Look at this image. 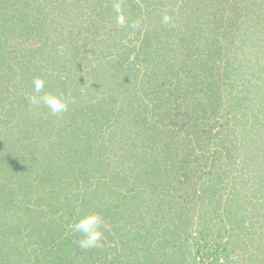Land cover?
I'll return each mask as SVG.
<instances>
[{
  "label": "trees",
  "instance_id": "16d2710c",
  "mask_svg": "<svg viewBox=\"0 0 264 264\" xmlns=\"http://www.w3.org/2000/svg\"><path fill=\"white\" fill-rule=\"evenodd\" d=\"M80 1L0 0V264H264V0ZM142 17L149 34L122 46L119 19ZM37 77L66 112L29 101ZM98 205L115 226L106 252L60 224Z\"/></svg>",
  "mask_w": 264,
  "mask_h": 264
},
{
  "label": "rangeland",
  "instance_id": "374dc122",
  "mask_svg": "<svg viewBox=\"0 0 264 264\" xmlns=\"http://www.w3.org/2000/svg\"><path fill=\"white\" fill-rule=\"evenodd\" d=\"M69 2H71V1H73V0H68ZM82 1V0H81ZM81 1L80 2H77L76 4L78 5V6H80V3H81ZM120 1H123V3H126V4H124V7H125V9H130V7H131V5H137V4H139V2H140V0H133V1H128V0H120ZM236 1H238V2H240L239 0H228V3H230V4H232L233 5V3L235 2L236 4H237V2ZM132 3V4H131ZM234 6H236V5H234ZM227 7H228V9L229 10H227V11H225L224 10V16H226V17H228L230 14H231V11L232 10H234V8L233 7H231V6H229V4H227ZM238 8H239V10H240V12H239V14H240V16L241 15H243V14H245V12H244V10L242 9V7L241 6H237ZM81 9V8H80ZM78 10V9H77ZM124 11L125 10H121L120 11V15L121 16H123V14H124ZM126 12V11H125ZM130 14V13H129ZM133 15V14H132ZM219 15L221 16L222 14H219V13H216V17H219ZM239 16V17H240ZM243 19H245V17L244 16H241ZM116 18V17H115ZM131 18H132V16H131ZM130 18V19H131ZM123 19V23H121V22H119L121 19H119V21H118V28L119 29H123L122 30V32L121 33H119L117 36H119V39H120V42H121V44H122V46H126V45H128V46H133L134 44H136V43H138V41L134 38L135 37V35H136V33H140V35H139V37H140V39H143L144 37H146L145 35L147 34H149V31L151 30V27H152V25H154V24H150V21L148 20V19H144L143 17L141 18V19H138V20H136V22H135V26L136 27H132V25L131 24H129V23H126V22H124L125 21V18H122ZM242 21H244V20H242ZM218 26H222L221 24H218ZM233 26L234 27H236V25L235 24H233ZM225 30H226V32H228L229 34H232V39H234V37H235V35H237L238 33H239V30L242 28V25L240 24V28L239 29H237V31L236 32H234L233 30H232V27L230 26V24L228 23V24H225L224 25V27H223ZM155 30H157V29H155ZM221 31V30H220ZM153 33H154V31H153ZM233 34H235V35H233ZM260 35V32L259 33H257L256 35H255V37L254 38H257L258 36ZM202 36H206L207 38H208V36H210V35H207L206 33H203L202 34ZM218 38H219V40H220V45H222V46H226V45H228V40L230 39V37H229V35L225 38L224 37V34H219L218 35ZM223 38H225V39H223ZM227 38H229V39H227ZM222 39V40H221ZM17 41H16V39H9V41H8V46L10 47H12L13 49H19V48H21V47H30V45H31V43H25V44H23V46H20V44L19 43H16ZM251 43H253V42H249L248 43V45L249 44H251ZM259 48V47H258ZM254 49V48H253ZM225 50H233V49H231V48H225ZM243 51V50H242ZM121 52V51H120ZM160 53V52H159ZM245 54V53H244ZM242 55V56H239V59L238 60H240V58H245L246 56L245 55ZM161 58H162V60H164V63L165 64H167V66H170V64H174V65H176L177 66V60H178V58H174L173 59V61L171 60V55L170 54H165V56H160ZM154 58H155V55L154 56H151V55H149L146 59H149V61L147 62V63H144L143 61H141L142 63H140L139 61H138V63L137 64H139V66H140V74H141V76H144L146 73H147V70H150V69H152V67L154 66V65H157V63H156V60L154 61ZM248 58V57H247ZM132 59V58H131ZM228 64V61H227V59H225V58H223V59H220L219 61H218V64H217V66H219V69H222L225 65H227ZM260 84L262 85V83H259V84H257L258 86H260ZM26 85V83H23L22 84V87H24ZM262 89H264L263 87H261L260 86V88H259V90H262ZM250 114L249 115H251L252 116V114L254 113V112H256V111H259V117H261L262 116V114L260 115V111H262V108H261V105L259 104V103H254V104H252V106H251V108H250ZM114 118H117V116H115ZM114 118H111L112 120H114ZM56 119V118H55ZM13 123H14V121H13ZM12 123V124H13ZM6 125L7 124H5V123H0V138L2 137V135L4 134V132L6 131ZM101 126V125H100ZM249 136H247V134L244 136V135H241V136H238V139H239V143H241V144H243L244 143V141L245 142H248L249 143V140H247L246 138H248ZM104 138H106V136H104ZM103 147H106V146H108V144L107 143H105V145H102ZM108 151L106 152L107 154H106V156H107V158L108 159H111V154H110V152H109V149H107ZM57 155V154H56ZM32 169H33V171L37 174V173H39V174H42L44 171H45V169H47L46 167H45V165H40V164H36V165H32ZM68 172H69V174H72L71 173V171L70 170H68ZM64 174V173H63ZM104 174L103 173H100V176L101 177H104L103 176ZM73 176V175H72ZM64 178H65V184L63 185V190H65V192H66V190L69 192V189L70 190H72V191H74L75 189V192H77V190L79 191V194H80V196H82L83 194V191H82V187H81V181L79 180H75V178H72V181L74 182V183H70V182H68V178H71V177H68V175L67 176H63ZM62 180H64V179H62ZM37 181V180H36ZM67 181V182H66ZM77 181H78V186H77V188H76V186H75V184H77ZM46 187H48V185L46 184L45 185ZM84 188V187H83ZM41 190H43V188H41V189H39L37 192L38 193H40L41 192ZM45 190V189H44ZM35 196V195H34ZM75 196V195H74ZM89 197V196H88ZM90 198H92V197H90ZM92 200V199H91ZM96 203V205L99 203V202H95ZM99 207H96L95 209L96 210H93L92 208H90L91 210H89L90 212L89 213H93V212H95V213H97V214H99L100 215V217H101V220H102V223H101V225H100V230L102 231V233H103V236H102V240H101V242H100V245L98 246V247H95V248H90L89 250H92V249H94L95 250V252H106V251H109L108 249H110V248H113L114 246L115 247H118L117 246V244H114V240H111V236L110 235H113L114 234V231H115V226H111L109 223H108V220H109V215H108V213H106V212H104V210H102L103 208H100V205H98ZM62 207H65L64 205L62 206ZM86 208H88V207H86ZM77 212V211H76ZM76 212L74 213V214H68V215H66L68 212H66V211H62V212H60L61 214H64V213H66V214H64L63 216H64V218L62 219V222H60V224H62L63 226H65V234L68 236V237H70V238H72V240H73V242L75 243V242H77L78 243V241L80 240V239H82L83 237L81 236V235H79V236H77V232H74L73 230H72V228H71V225L73 224V223H75V221H76V219H75V217H76ZM88 213V214H89ZM73 215H75V217L73 216ZM105 215H108L107 216V219H105ZM110 222V221H109ZM79 234H81V233H79ZM75 235V236H74ZM77 236V237H76ZM102 251H101V250ZM113 255H115V254H109L108 256H106V259L104 260V257L100 254L99 256H98V258L101 260L100 262H102V263H104V261H106V262H108L107 261V259L108 260H110L112 257H113ZM247 259V258H246ZM104 260V261H103ZM241 263H244L243 261L242 262H240L239 264H241ZM105 264V263H104Z\"/></svg>",
  "mask_w": 264,
  "mask_h": 264
},
{
  "label": "clouds",
  "instance_id": "9594fccd",
  "mask_svg": "<svg viewBox=\"0 0 264 264\" xmlns=\"http://www.w3.org/2000/svg\"><path fill=\"white\" fill-rule=\"evenodd\" d=\"M169 16L164 15L163 21L167 23ZM123 23V19L119 21ZM29 101L33 105L41 103L47 105L51 113L59 115L68 110V100L64 98L63 94H54L45 91V81L41 77L33 80V94L29 96ZM102 223L99 214L93 212L81 216L75 223L71 225L74 232L81 233L83 238L78 241V246L81 249L95 248L100 245L103 233L100 230Z\"/></svg>",
  "mask_w": 264,
  "mask_h": 264
}]
</instances>
